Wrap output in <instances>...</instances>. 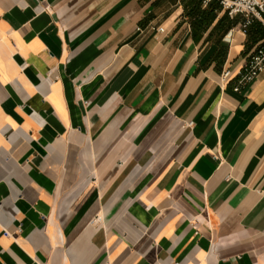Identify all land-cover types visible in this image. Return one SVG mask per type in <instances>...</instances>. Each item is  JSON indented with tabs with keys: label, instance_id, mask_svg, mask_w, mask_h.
Instances as JSON below:
<instances>
[{
	"label": "crops",
	"instance_id": "crops-1",
	"mask_svg": "<svg viewBox=\"0 0 264 264\" xmlns=\"http://www.w3.org/2000/svg\"><path fill=\"white\" fill-rule=\"evenodd\" d=\"M213 0H0V264H264V44ZM162 28V31H159Z\"/></svg>",
	"mask_w": 264,
	"mask_h": 264
},
{
	"label": "built area",
	"instance_id": "built-area-1",
	"mask_svg": "<svg viewBox=\"0 0 264 264\" xmlns=\"http://www.w3.org/2000/svg\"><path fill=\"white\" fill-rule=\"evenodd\" d=\"M213 0H203L207 4ZM220 7L229 16L242 15L244 17V27L254 21L260 22L264 26V0H216ZM159 28V31H162ZM264 70V44H261L249 56L245 63L236 70L226 69L221 74V83L227 84L232 78L237 79L235 91H239L243 86L252 82Z\"/></svg>",
	"mask_w": 264,
	"mask_h": 264
},
{
	"label": "trees",
	"instance_id": "trees-1",
	"mask_svg": "<svg viewBox=\"0 0 264 264\" xmlns=\"http://www.w3.org/2000/svg\"><path fill=\"white\" fill-rule=\"evenodd\" d=\"M202 2H203V0H202ZM220 6V5H219Z\"/></svg>",
	"mask_w": 264,
	"mask_h": 264
}]
</instances>
